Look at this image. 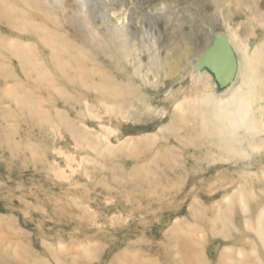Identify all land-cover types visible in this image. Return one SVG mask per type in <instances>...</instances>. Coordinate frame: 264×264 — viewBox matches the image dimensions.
Returning <instances> with one entry per match:
<instances>
[{
	"label": "rangeland",
	"instance_id": "rangeland-1",
	"mask_svg": "<svg viewBox=\"0 0 264 264\" xmlns=\"http://www.w3.org/2000/svg\"><path fill=\"white\" fill-rule=\"evenodd\" d=\"M218 17L209 0H0V264H264V100L223 149L171 126L196 85L159 66L196 27L225 35ZM237 21L254 49L261 27Z\"/></svg>",
	"mask_w": 264,
	"mask_h": 264
},
{
	"label": "bare ground",
	"instance_id": "bare-ground-1",
	"mask_svg": "<svg viewBox=\"0 0 264 264\" xmlns=\"http://www.w3.org/2000/svg\"><path fill=\"white\" fill-rule=\"evenodd\" d=\"M261 1L264 0H209L222 20L225 35L216 33L209 42L207 34L196 27L194 37L175 42L171 54L161 60L159 66L165 74L173 78L181 74L175 79L180 80L188 72L196 85V89L190 87L184 99L178 102L172 127L218 138L223 149H239L240 131L259 130L258 110L253 106L264 100V39L253 49L248 42L236 41V38L240 35L237 20L241 17L245 18V25H249L243 33L248 38L252 37L253 25L261 27L264 35V3L262 5ZM235 5H244L247 9L239 11ZM1 8V13L6 15ZM7 18L12 19L9 13ZM118 35L123 45L120 50L113 51L114 55L134 53L129 32L122 29ZM197 55L199 57L194 59ZM224 59L228 63L225 66ZM156 61H152L151 67L157 66ZM140 66V63L135 66L136 74L140 73ZM160 68L158 76H161ZM228 80L230 82L222 86ZM101 82L113 84L104 77ZM135 86L133 79L128 77L124 94L135 95L138 91ZM179 93L177 97L183 92Z\"/></svg>",
	"mask_w": 264,
	"mask_h": 264
}]
</instances>
